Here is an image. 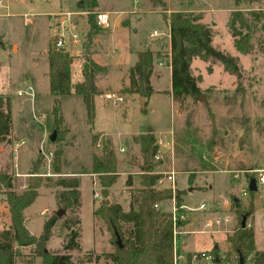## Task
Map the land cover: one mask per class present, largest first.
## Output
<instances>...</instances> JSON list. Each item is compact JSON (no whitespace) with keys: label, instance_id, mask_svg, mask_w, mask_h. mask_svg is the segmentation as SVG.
I'll list each match as a JSON object with an SVG mask.
<instances>
[{"label":"rangeland","instance_id":"374dc122","mask_svg":"<svg viewBox=\"0 0 264 264\" xmlns=\"http://www.w3.org/2000/svg\"><path fill=\"white\" fill-rule=\"evenodd\" d=\"M97 1L115 8H125L132 0ZM135 1L140 7L146 4L147 12L127 17L128 26L110 25L104 31L101 30L100 45L104 52L96 59L98 63L107 66V78H110L109 72L111 76L118 75L119 68L128 63L129 54H134L144 46L154 44V47L150 46L154 52L153 67L157 60L167 58V38L156 37L150 42V35L154 31L159 36L167 31L160 10L152 9L148 0ZM162 1L167 14L182 12L198 18L199 23L208 26L212 33V47L237 60L240 77L236 78L226 72L219 62L194 58L190 62V73L200 89L196 100L188 98L183 103L174 102L165 89L147 109V103H144L143 112L139 100L135 102L124 97V103L113 108L105 99L99 98L93 123L95 130H103L110 137L105 136L99 140L96 134V144L102 147L106 141L111 143L118 172L117 180L111 188L114 195L109 191L106 199L100 195L97 176L94 178L96 186L93 189L90 179L82 177L83 186L79 188L80 207L62 209L59 199L62 189L55 185V181L57 178L69 177L55 175L51 168L47 171L44 158L41 157L38 171L42 174L31 177L26 184L27 189L29 181L41 182L42 187L38 189L41 195L39 193L35 202L24 211L28 218L25 225L31 233L37 235L46 219L62 211L60 216H56L46 245L47 252L59 257L62 264H113L103 257V254L113 250L109 242L110 234L106 226L93 216V211L102 202L117 203L127 211L130 195L125 182L129 179L131 190H134L139 187V177L144 174L139 144L132 140L133 135L130 134L141 129L144 132L143 127L147 125L157 130L153 133L155 137L167 138L166 132L169 129L173 132V154L162 151L160 162L156 163L151 158L148 166L154 168L153 172H175V190L183 191L180 204L181 215L186 219L183 230L188 232L181 239L184 250L208 251L212 245L227 247L225 238L237 227L235 220L225 232L215 235L190 232L201 229L204 218H236L230 209L233 197L246 206L244 210H247V204L253 198L255 251L264 250V186L257 185L252 194L247 189L248 180L255 177L252 171L264 169V0ZM72 2L0 0V95L10 97L12 125L17 132L25 133L30 129L37 133L47 129V137L52 132L53 97L49 93L46 76V52L57 37H63V49L67 52H76L84 45L81 46V31L61 28L60 13L72 12ZM88 10L86 7L83 10L85 14L77 17L85 21L88 15L94 16L98 11ZM26 17L28 23H25ZM232 19L234 31L249 42L251 51L241 53L235 50L230 30ZM73 34H78L77 40L75 45L70 46ZM95 36L91 39L90 48ZM103 76L101 73L96 75L101 80ZM164 79L163 76L160 87L166 84ZM26 86L32 88V102L28 96L17 95ZM108 91L118 93L120 89L112 87ZM60 107L70 133L66 128L67 133L62 131L57 143H50L46 139L44 144L52 152L63 150V172L88 173L91 171L90 154L99 155L101 148L91 145V136L95 132L87 123L84 105L79 97L66 96L60 98ZM120 147L124 148V152H119ZM47 172L49 175H46ZM157 188H168V184L164 183ZM95 193L98 198L93 197ZM202 203L206 204V210H196ZM225 204L228 206L226 209L223 208ZM160 208L169 211L171 203L165 201ZM8 217L4 196L0 194V230L8 227ZM252 218L253 214L246 220L247 228L251 226ZM70 229L80 233L79 250H63ZM30 251V248L20 249L23 257L17 262L42 264L39 257L29 256Z\"/></svg>","mask_w":264,"mask_h":264},{"label":"trees","instance_id":"16d2710c","mask_svg":"<svg viewBox=\"0 0 264 264\" xmlns=\"http://www.w3.org/2000/svg\"><path fill=\"white\" fill-rule=\"evenodd\" d=\"M152 9H159L163 21L169 30V66L171 70V98L174 102L183 103L186 99L196 100L200 89L197 80L190 73V62L194 58L202 61L212 60L219 62L229 74L240 77V69L237 60L229 54L223 53L211 45L212 33L208 26L198 22V18L186 15L182 12L168 13L162 0H148ZM87 7L90 11L95 7L94 0H81L78 7ZM87 4V5H86ZM88 10V11H89ZM234 19V18H233ZM233 19L230 24L234 48L238 52L247 53L252 47L249 42L241 38L233 29ZM88 30L85 35L81 54V81L71 84L69 66L75 56L65 49H55L53 44L47 50L49 93L53 97L51 108V131H56L55 143L59 141L62 131L67 133L64 126L60 107V98L74 95L81 98L84 105L87 123L92 127L94 119V98L100 95V90L95 84L97 74L104 68L95 63L90 57V42L94 35L99 33L95 16H87ZM239 37V38H238ZM153 68V53L149 47L137 52L135 64L128 70L129 85L121 91L123 94H135L147 101L153 91L150 85V76ZM145 112V109L142 110ZM12 117L10 109V97L0 95V144L11 142ZM98 136H91V145L96 146ZM132 140L139 144V152L143 160L142 174L139 177V187L131 190V181L126 180L125 186L130 195L128 210L124 211L119 204L102 202L93 211V216L100 220L110 234V244L113 250L103 254L104 259L113 264H172L173 229L171 214L164 212L158 205L172 199L173 193L169 188L158 189L156 180L159 177L154 174V168L148 166V160L153 159L156 153L155 136L150 127H145L142 134L134 136ZM62 150L53 152L51 172L55 175L61 173ZM38 156L31 170L32 174L38 173L40 165ZM155 161V160H154ZM159 163L160 161H155ZM11 156L0 168V194L9 213V226L0 231V264H16L22 259V248H30L29 256L39 257L42 264H58L59 257H55L46 250V245L51 237V229L56 221V213L52 214L42 224L39 235L34 236L25 227L24 211L30 207L38 197V189L41 182L32 180L28 188L17 194L13 191ZM91 171L97 176L100 186V195L106 199L109 188L118 177L117 159L111 147L106 141L101 147L99 155L91 154ZM251 177L248 182L252 179ZM192 179H190L191 181ZM55 185L62 189L59 195L62 209H75L80 207V180L78 177L57 178ZM249 192V191H248ZM252 194V192H249ZM183 191L175 190V205L179 214L181 195ZM230 209L236 216V228L232 234L227 235L225 243L230 251H234L245 257L254 252L256 264H264V250L255 251L254 232L251 227H241V220H246L253 214L252 198L244 210L240 206L239 199H231ZM186 222H178L183 226ZM77 224V223H76ZM80 233L70 229L67 241L63 245L64 251L79 250ZM121 241L122 248L116 244V239ZM63 259H66L63 257Z\"/></svg>","mask_w":264,"mask_h":264},{"label":"crops","instance_id":"0c3cea01","mask_svg":"<svg viewBox=\"0 0 264 264\" xmlns=\"http://www.w3.org/2000/svg\"><path fill=\"white\" fill-rule=\"evenodd\" d=\"M79 2H81V0H73V2H72L73 11L72 12L60 13L61 14L60 24H61V28H63V29L64 28L65 29L67 28L70 30L71 29L72 30L78 29L79 31H81L82 32L81 46H82L83 42L85 41V35L87 32L88 26H87L86 20L84 21L83 18L77 17V16L84 15L85 13L83 10L86 9V8H84L85 6L83 8L78 7ZM94 2H95V7L93 9L94 10L96 9V11L98 10L97 12L109 13L110 19H111V25H113L115 27L128 26L129 20L127 19V17L138 16L143 12H147V9H146L147 5L143 3L142 4L143 6L140 7L139 3L137 4V2L135 0L129 1L128 7H125V8L124 7L115 8L112 5H109L108 3L103 5V4H100V2L97 0H94ZM148 11H150V10H148ZM101 30H103V29L100 28V31L98 34H96L95 38L93 39V45L90 48L91 59L95 63H97L98 65L105 68L104 71L101 72V74H104V76L102 77V80L99 79V77H96L95 84H96L97 88L100 90V95H98L94 98V120H95L96 115H97V108H98L97 100L99 98L104 99L103 95L107 92H111V91H108V88H112V87L113 88H119L120 91L118 93L122 94L125 97V99L131 98V101H135V102L140 99L135 94H131V95L123 94L121 90L123 88L128 87V85H129L128 70H129V68H131L135 64V62L137 60V52L141 51L145 47H149V49H150V46L154 47V44H150V45L144 46L139 51H135L134 54H129L130 55V57H129L130 61L128 60L127 64H125L123 67L119 68L120 73H118V75H114V76L112 75L111 76V74L109 72L110 78H107V76H106L107 75V66L103 65L102 63H98L99 61L96 59V57L100 56V54H102L104 52L103 48L100 45V40L102 39ZM166 30H167L166 34H161V36L163 38H167L166 39V48H167L166 50L168 51L167 58H163L161 60H157L156 62H154V67L152 68V73L150 76V85H151L153 93L149 97V99H147V101L143 99L144 103H147L146 107H145L146 109L154 101L155 98H157L162 92H165L166 90H167V93L169 94V98L171 99V83H170L171 70H170V66H169V50L170 49H169V34H168L169 30H168L167 25H166ZM161 36H158V37H161ZM71 39H70V46H73V45H75L77 39H75L74 42ZM152 40L153 39H151L150 42H152ZM66 51H68V50H66ZM81 51H82V47L76 52H71V51L68 52L69 54L74 55L76 57L73 60L72 64L68 68V71L70 74L71 84H74L76 82L81 81V78H82L81 77L82 60L77 58ZM151 51L154 55L153 50H151ZM46 56H47V52H46ZM110 69L112 70L111 67H110ZM47 72H48V70H47ZM72 73L74 75H72ZM46 76H47V74H46ZM163 76L165 78L164 80H166V84H164V87H160L161 86L160 83H161V80L163 79ZM103 78H105V79L103 80ZM108 81L110 84L108 83ZM111 82H113V83L111 84ZM68 96L72 97L74 95H68ZM64 97H66V96H63L61 98H64ZM101 107H102V105L100 106V108ZM112 107L118 108V107H114V106H112ZM63 122H64V126H66V128L68 129V126L66 124V122H67L66 119L64 120V118H63ZM145 127H150L153 130V133L157 132V130L151 125H147ZM145 127H143V128H145ZM92 129L94 130L95 134H97L99 136V140H100V138L102 139V137H105V136L110 137L103 130L102 131L95 130V124L94 123H93ZM27 130L28 131L25 133L17 132L14 129V125H12L10 144H0V168L5 164V161L8 160L11 156V171L10 172L12 174V186H13V191L15 193L17 192V194H19L18 191H20V190L23 191V189H21V187H22V185L27 184L28 179H30L31 177L42 174V173H40V171H38L39 174L38 173L32 174L31 170H32L33 164L37 160L38 156L41 155L40 154V146H41V144L45 143V140L43 141L45 131L46 132L49 131L46 129V130H44V132L41 131V132L35 133L34 131H32L30 129H27ZM68 131H69V129H68ZM69 133H70V131H69ZM142 133L143 132L141 129L137 133L130 134V136L133 135L131 137V138H133L134 136H137V135L142 134ZM167 133H168V131L166 132V135H167ZM43 148H44V150H47V146L45 144H43ZM119 152H121V153L124 152V148L120 147ZM62 153H63V150H62ZM90 159H91V154H90ZM90 167H91V162H90ZM60 175L62 177H78L80 180V186H79L80 189H81V186H83L82 182H81L82 177H88L90 179L92 189L96 186L95 182H94L95 181L94 178L96 176H95V174L92 173V171H89L88 173L83 172V173H75V174L74 173H65L62 171V167H61ZM112 186L110 187L109 191H110V194L114 195V193L112 192V189H111ZM39 193L41 195V191L39 192V190H38V195H39ZM95 194H97V193H95ZM93 197H94V195H93ZM252 202H253V198H252ZM162 203H160L158 205V208H160V205ZM114 204H117V203H114ZM202 204H204V203H202ZM128 206H129V204L127 205V210H128ZM240 206L243 209H244V207H246L241 202H240ZM247 206H248V204H247ZM223 208L226 209V208H228V206L225 204L223 206ZM1 210H5V208H2ZM162 211H164V210H162ZM169 211H164V212H169ZM24 217H25V222H26L28 218L26 217L25 212H24ZM8 219H9V217H8ZM253 223H254V209H253V218H252V221L250 222V225H251L250 227L252 228V230L254 232V239H255V230H254ZM25 227H26V225H25ZM27 230L29 231L30 234H32L34 236L39 235V233L41 232V229H40V231L36 235V234L31 233L28 228H27ZM211 248H213V245L211 246ZM188 251L191 252L194 250H188Z\"/></svg>","mask_w":264,"mask_h":264},{"label":"built area","instance_id":"2783aa9c","mask_svg":"<svg viewBox=\"0 0 264 264\" xmlns=\"http://www.w3.org/2000/svg\"><path fill=\"white\" fill-rule=\"evenodd\" d=\"M95 22L97 27L106 29L111 25L110 15L107 12H96L94 14ZM29 20L25 19V23H28ZM159 34L157 32H153L150 36L151 39L158 37ZM161 36V35H160ZM77 38L76 35H72V41ZM53 46L55 49H63L64 48V40L63 37H57V39L53 42ZM18 96H28L30 101H33V91L32 88L26 86L23 90L17 92ZM104 99L109 102L112 106L118 107L122 105L125 101L124 96L120 93L107 92L103 95ZM167 138L162 136H158L155 138V145L157 147L156 153L153 158L155 161H160L162 158V151H165L169 154H173V132L172 129H169L167 133ZM48 139L47 133L45 131V135L43 141ZM44 144V143H43ZM43 144L40 146V154L44 158L45 169L48 171L51 168L53 152L51 150H44ZM97 148H101V145L96 144ZM122 151V150H121ZM252 173H255V183L256 186H264V169L253 170ZM159 177L156 180V187H161L164 183L168 184V188L172 191L173 196L170 200L171 208L169 213L171 214L172 220V229H173V248H172V264H238L240 254L230 251L228 247L222 248L220 246H213L211 250H200V251H186L184 250V246H182L181 239L183 235L188 234V232L183 230V226L178 225V222H186V219L183 218L181 214L178 213V209L175 205V172L173 170L163 171V172H154ZM49 175V172L46 173ZM18 176V175H17ZM26 184L22 185L21 189H26ZM242 194H245L243 192ZM94 198H98V194L94 195ZM180 208H182L180 206ZM204 211L206 210V204H201L199 209ZM196 220V219H195ZM235 218H220L218 216L214 218H204L201 221V229L197 231H191L190 233H200V234H208L215 235L221 232H225L226 228L229 225L234 223ZM243 264H256V256L254 252L247 254L245 257H242ZM22 264V263H16Z\"/></svg>","mask_w":264,"mask_h":264},{"label":"water","instance_id":"95a60500","mask_svg":"<svg viewBox=\"0 0 264 264\" xmlns=\"http://www.w3.org/2000/svg\"><path fill=\"white\" fill-rule=\"evenodd\" d=\"M199 99H201V97H199ZM139 102H140V107H141V110L144 109V100H142L141 98L139 99ZM55 140H56V131L55 130H52L51 134L48 136V141L50 143H55ZM247 189L249 192H254L256 190V183H255V179L252 178L249 182H248V186H247ZM62 213V211H58L56 213V216H60ZM241 227L244 228L245 227V217L242 218L241 220ZM116 244L119 248H122V245H121V241L119 238L116 239ZM58 264H62L61 262H59ZM238 264H243V259H242V256H239V260H238Z\"/></svg>","mask_w":264,"mask_h":264}]
</instances>
